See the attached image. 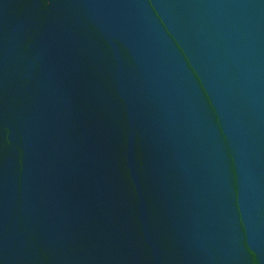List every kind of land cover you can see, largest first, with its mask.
I'll return each mask as SVG.
<instances>
[{"label":"water","instance_id":"1","mask_svg":"<svg viewBox=\"0 0 264 264\" xmlns=\"http://www.w3.org/2000/svg\"><path fill=\"white\" fill-rule=\"evenodd\" d=\"M0 264H264V0H0Z\"/></svg>","mask_w":264,"mask_h":264}]
</instances>
